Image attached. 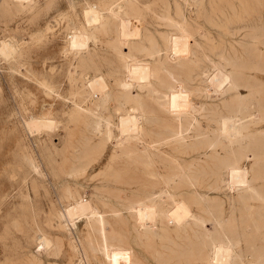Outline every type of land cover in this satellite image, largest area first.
<instances>
[{"label": "rangeland", "instance_id": "obj_1", "mask_svg": "<svg viewBox=\"0 0 264 264\" xmlns=\"http://www.w3.org/2000/svg\"><path fill=\"white\" fill-rule=\"evenodd\" d=\"M231 1L238 11L228 10L229 15H238L242 6L239 0ZM211 2L205 0L202 11L191 21L194 30L199 26L207 30L198 38L201 46L191 70L177 74L163 63L153 64L152 89L145 88L149 97L172 93L174 88L167 81L171 80L185 86L198 107L205 100L195 93L201 85L194 75L199 70L195 63L232 57L228 68L236 72L234 48L241 50L242 43H249L264 50V0H252L257 12L244 18L261 17L259 27L244 29L239 36L232 35L235 23L220 20V15L212 12L205 18L203 11ZM128 3L130 0H0V264H208L210 240L224 238L239 242V264H264V133L260 134L262 165L253 170L255 158L238 161L227 142L217 140L221 114L216 110L198 112L194 126L202 127V133L193 140L197 146L187 144L171 151L178 157L179 167L186 168L175 194L195 211L197 220L189 227L141 235L124 211L126 223L110 213L114 230L102 232L93 228L87 216L67 214L74 199L83 206L98 204L108 209L105 202L121 206L120 200L102 191V186L120 187L112 182L119 168L110 163L119 149L118 131L111 126L114 132L108 138L102 134L101 139L92 127L100 122L106 129L108 119L117 123L119 109L126 105L117 84L127 75L125 63L131 46L123 39L118 42L117 29L120 16L128 15ZM146 12L142 19L145 33L155 28L153 13ZM76 30L90 36L82 46L81 42L74 46L71 40L69 44ZM137 55L147 58L141 52ZM238 70L237 74L244 73ZM252 72L256 79L250 84L260 90L258 110L264 120V65ZM99 75L112 90L104 105H96L90 85ZM240 90L245 93L248 88L241 86ZM223 113L230 114L228 109ZM162 114L170 117L166 111ZM255 129L263 131L264 121ZM90 139L95 148L89 155H93L80 157ZM157 165L164 167L160 161ZM238 166L247 174L237 187L233 174ZM195 191L204 193L206 201L197 200ZM258 207L263 209L261 225L254 221ZM43 237L48 244L43 245Z\"/></svg>", "mask_w": 264, "mask_h": 264}, {"label": "bare ground", "instance_id": "obj_2", "mask_svg": "<svg viewBox=\"0 0 264 264\" xmlns=\"http://www.w3.org/2000/svg\"><path fill=\"white\" fill-rule=\"evenodd\" d=\"M211 3L210 8L203 11L205 18L210 17L213 12L220 15V20L229 24L235 23L233 36L241 35L244 29L259 27V22L262 20L261 17L251 21L244 20L257 12V7L253 5L252 0H239L242 6L241 13L238 15L234 13L233 16L229 15L228 10L238 11L234 1L213 2L212 0ZM204 5L205 0H130L128 3V15L120 16L117 29L118 42L123 39L131 46V52L125 63L127 75L117 84L123 97L125 95L123 100H126V105L123 102L125 105L123 109L116 107L122 111L118 113L117 123L108 119L106 129L102 128L100 122L92 127L101 139L108 138L114 132L111 126L118 131L119 149L113 152L110 163L119 168L112 182L118 183L120 187L102 186V191L111 198L120 200L121 206L117 207L109 202L104 203L109 207L108 209L98 204L83 206L81 200L74 199L67 212L69 217H73L76 213L85 215L93 228L102 232H111L105 228L114 230L110 213L115 220L126 223L124 211H127L130 218L134 220L133 228L141 235L145 233L154 235L157 229L167 232L189 227L194 220H197L195 211L185 198L177 197L175 194L183 183L186 168L184 165L179 167L178 157L171 151L187 144L194 145V138L202 133V127L199 129L194 126L198 120V112L201 111L220 112L221 116L216 129L217 140L227 142L226 146L235 153L236 160L248 161L255 158L251 169L261 168L262 160L259 154L262 150L260 146L262 136L260 134L264 133V129L261 131V129L253 130V128L264 120L258 110L261 103L258 96L260 90L250 84L252 78H255L252 70L260 69L264 65V50L258 48V45L254 49L251 45L255 44L242 43L241 50L234 48L237 62L235 65L245 73L242 75L237 74L238 67L235 68L236 72L228 68V65L233 63L232 57H224L220 62L209 58L208 64L195 63L199 70L194 75L201 83L195 88V93L205 100L198 102V107L192 104L190 91L181 84L175 85L171 80L167 81L174 88L172 93H166L158 98L149 97L145 93V88L152 89L150 84L154 73L153 64L163 63L172 73L191 70L201 46L198 38H202L207 32L200 26L194 30L191 21L194 19V14ZM148 11L153 13L152 24L155 28L147 29L145 33L142 19ZM90 15V20H93ZM70 36L71 39L68 41L71 40L74 46L76 43L80 45V42L82 46L90 38L88 34L80 30H76ZM144 43H149V46H145ZM69 44L68 47L71 48L72 44ZM4 48L8 50V47L4 46ZM139 52L144 53L147 58L137 55ZM90 85L93 89L91 90L94 91L93 97L97 98L96 105L107 104L112 90L108 88L105 78L99 75L90 82ZM241 86L247 87L248 91L242 92ZM163 108L170 117L162 114L165 113ZM225 109H228L230 114L223 113ZM89 141L91 139L85 141L80 157L86 158V154L89 155V151L95 148ZM88 155L89 159L93 153ZM159 161L163 164V168L157 165ZM162 169L167 172V175L162 174ZM246 174L247 170L243 166H238L233 174L235 181L233 184L240 186V181L246 179ZM259 193H262L261 189ZM194 194L197 200L206 201L207 199L206 195L199 191H195ZM254 213L257 214L254 218L255 223L261 225L263 209L258 207ZM208 225V223L205 224L206 227H209ZM42 243L48 244L49 241L43 237ZM239 249L237 240L211 239L210 246L207 248L206 261L208 264H239L241 260Z\"/></svg>", "mask_w": 264, "mask_h": 264}]
</instances>
